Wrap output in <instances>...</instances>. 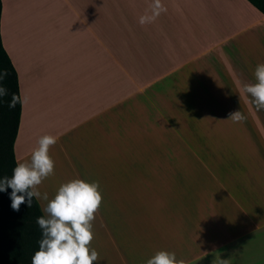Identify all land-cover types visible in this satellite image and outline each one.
Instances as JSON below:
<instances>
[{
    "label": "crops",
    "instance_id": "obj_1",
    "mask_svg": "<svg viewBox=\"0 0 264 264\" xmlns=\"http://www.w3.org/2000/svg\"><path fill=\"white\" fill-rule=\"evenodd\" d=\"M1 3L2 44L24 100L17 163L30 160L41 136L53 135L58 140L50 156L66 161L79 179L99 181L103 167L118 161L121 115L130 111L133 140L134 129L141 142L149 139L166 94L181 103L174 91L178 81L191 82L192 107L206 111L260 162L257 169L211 174V184L202 187L180 159H170L168 172L174 170L168 174L164 154H154L159 162L137 191L151 192L161 180L163 227L159 233L148 228L123 238L109 235V246L94 233V264H146L159 250L188 264H264V110L257 111L243 90L256 82L255 68L264 63V14L258 8L249 0H160L166 10L141 24V16L153 15L155 0ZM151 82L158 83L156 91L149 90ZM237 110L245 122L228 119ZM37 201L42 210L47 202ZM173 202L181 206V218L167 208Z\"/></svg>",
    "mask_w": 264,
    "mask_h": 264
},
{
    "label": "rangeland",
    "instance_id": "obj_2",
    "mask_svg": "<svg viewBox=\"0 0 264 264\" xmlns=\"http://www.w3.org/2000/svg\"><path fill=\"white\" fill-rule=\"evenodd\" d=\"M190 84V81H178L177 90L173 89L181 96V103L180 97L166 94L164 113L160 112L161 116L155 115L153 120L155 126L150 130L149 139H143L141 142V136L134 129L133 140L130 136V111L128 114L125 111L121 115L118 161L116 164L113 161L112 168L103 167L101 175L97 177L102 193V204L95 214L93 231L103 236L105 241L102 244L107 246L111 244L107 240L109 235L123 238L130 233H148V228L155 231L153 233H159V229L163 227L160 218H164L165 194L158 187L161 180L157 179L153 188L155 190L151 192L137 191L139 184L145 179L150 181L149 173L155 169L156 162H159L154 154H164L168 174L174 170L172 167V171L168 172V168H171L170 159H180L184 169L196 174V185L202 187L211 184V174L241 172L243 168L260 167V162L249 158L245 153V146L232 140L227 130L213 123L206 111L191 106ZM158 87L157 82H151L149 90L156 91ZM203 104H206V101ZM144 123L142 121V125ZM53 160L55 165H58L54 169V175L43 180L39 186L41 193H48L49 199L54 198L61 184L79 179L66 161L56 157ZM61 164L64 166L61 167ZM216 179L221 180L219 177ZM135 181L138 183H134ZM167 195L173 197L174 194ZM140 203L143 204L141 208ZM174 203L176 202L167 208L171 212L177 210L178 217L181 218V206H175ZM170 217L169 225L173 223V218Z\"/></svg>",
    "mask_w": 264,
    "mask_h": 264
},
{
    "label": "clouds",
    "instance_id": "obj_3",
    "mask_svg": "<svg viewBox=\"0 0 264 264\" xmlns=\"http://www.w3.org/2000/svg\"><path fill=\"white\" fill-rule=\"evenodd\" d=\"M160 0H155L152 16H141L140 23L145 24L155 19L160 11H165ZM7 71L0 72V97L8 95L3 86ZM255 83L246 84L243 90L250 95L257 111L264 110V63L255 68ZM23 105L24 100L17 93H12L9 108L17 104ZM229 120L243 123L247 117L240 111L229 113ZM58 137L43 135L37 141V147L31 153L30 160L18 162L13 169L11 178L0 179V192L11 188V208L20 210L25 203L32 207L33 198L46 201L42 208L44 215L37 217L36 223L42 232L38 242L39 250L32 256V264H94L99 259L98 252L92 248L94 239L93 221L102 204V193L98 181L87 182L73 179L58 188L54 198L49 199L48 193H41L39 185L54 175L55 162L49 150L57 143ZM146 264H188L181 258L177 259L174 252L157 251ZM220 264H227L221 260Z\"/></svg>",
    "mask_w": 264,
    "mask_h": 264
},
{
    "label": "trees",
    "instance_id": "obj_4",
    "mask_svg": "<svg viewBox=\"0 0 264 264\" xmlns=\"http://www.w3.org/2000/svg\"><path fill=\"white\" fill-rule=\"evenodd\" d=\"M264 14V0H249ZM2 3L0 0V21ZM7 71L3 86L8 89V95L0 97V179L11 178L17 162L14 144L21 120L22 105L9 108L12 93L20 95L17 72L6 53L0 32V72ZM12 189L0 192V264H32V256L39 250L42 232L36 223L39 216L44 215L33 198L29 208L27 200L20 205V210L11 208Z\"/></svg>",
    "mask_w": 264,
    "mask_h": 264
}]
</instances>
